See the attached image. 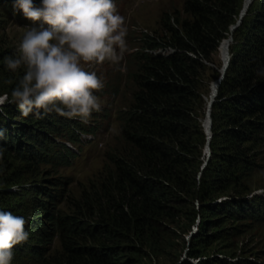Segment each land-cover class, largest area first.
<instances>
[{
    "label": "trees",
    "instance_id": "1",
    "mask_svg": "<svg viewBox=\"0 0 264 264\" xmlns=\"http://www.w3.org/2000/svg\"><path fill=\"white\" fill-rule=\"evenodd\" d=\"M240 2L180 0L179 11L162 13L157 27L140 35L125 71L129 99L116 113L120 144L109 157L111 171L100 186L98 199L105 211L93 215L89 224L69 216L56 219L64 264H127L158 243L164 224L174 217L183 215L193 224L198 207L212 215L252 214V206L230 198L216 201L212 192L237 189L234 173L252 165L249 149L263 141L264 76L258 72L264 69V0H252L235 30L238 43L230 50L210 107L211 158L203 171L199 161L205 135L198 88L213 56L224 51ZM210 72L208 78H215V68ZM15 116L5 103L0 111L2 153L30 135L29 125ZM219 220L203 219L200 230ZM100 238L110 246L79 243L96 244ZM125 250L129 256L121 255ZM185 264L227 262L199 259Z\"/></svg>",
    "mask_w": 264,
    "mask_h": 264
},
{
    "label": "rangeland",
    "instance_id": "2",
    "mask_svg": "<svg viewBox=\"0 0 264 264\" xmlns=\"http://www.w3.org/2000/svg\"><path fill=\"white\" fill-rule=\"evenodd\" d=\"M251 2L241 0L224 51L213 56V63L207 65L209 71L198 88V116L205 135L204 153L199 159L201 171L208 165L214 143L210 132L211 103L227 69L230 50L238 43L235 30ZM114 3L126 20L127 51L119 64L92 62L87 67L104 81L103 89L95 92L102 104L101 111L93 112L88 122L83 123L79 118L69 119L55 112L37 114L34 111L24 117L17 105L10 103L16 115L14 120L28 124L30 131V135L20 137L21 144L16 145L13 140L7 153L0 152V210L24 217L26 231L30 234L27 242L14 247L11 264H64L56 219L69 216L89 224L94 220L93 215L99 216L100 211H105V204L98 198L100 186L111 171L109 157L120 144L116 113L129 99L125 77L128 55L134 51L142 33H150L157 27L162 13L180 9V0H114ZM256 5L257 1L253 6ZM30 27L31 22L14 9L12 0H0V95L8 93L9 99L24 69L12 72L5 58L17 54ZM214 68L216 77L210 79V69ZM65 150L71 154L62 156ZM248 158L252 165L246 169L238 167L234 173L238 178L237 189L212 192V198L241 201L252 206V214L228 216L216 212L212 215L198 207L193 224L190 225L183 215L174 217L164 224L160 241L143 250L138 257L132 256L127 264H185L198 263L199 259H222L227 264H264V135L261 143L249 149ZM219 218L215 226L200 230L204 227L203 219L217 221ZM79 243L80 246H110L102 238L96 244L91 240ZM121 255L129 256L126 250Z\"/></svg>",
    "mask_w": 264,
    "mask_h": 264
},
{
    "label": "clouds",
    "instance_id": "3",
    "mask_svg": "<svg viewBox=\"0 0 264 264\" xmlns=\"http://www.w3.org/2000/svg\"><path fill=\"white\" fill-rule=\"evenodd\" d=\"M14 9L32 24L24 34L17 54L5 58L12 72L24 75L5 103L17 105L27 117L56 114L87 123L102 104L95 92L104 87L102 77L87 70L92 62L119 64L127 51L125 17L114 0H12ZM122 70V69H121ZM264 76V69L258 72ZM27 221L0 210V264H11L14 247L27 242Z\"/></svg>",
    "mask_w": 264,
    "mask_h": 264
}]
</instances>
